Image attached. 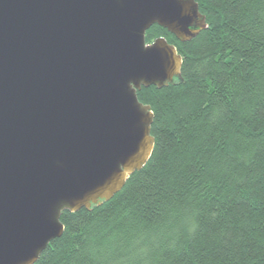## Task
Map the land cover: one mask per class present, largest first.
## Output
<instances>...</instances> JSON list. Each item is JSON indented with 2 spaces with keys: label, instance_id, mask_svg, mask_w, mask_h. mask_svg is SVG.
I'll return each mask as SVG.
<instances>
[{
  "label": "water",
  "instance_id": "water-1",
  "mask_svg": "<svg viewBox=\"0 0 264 264\" xmlns=\"http://www.w3.org/2000/svg\"><path fill=\"white\" fill-rule=\"evenodd\" d=\"M197 0H0V264H33L64 210L114 197L155 146L144 86L181 77Z\"/></svg>",
  "mask_w": 264,
  "mask_h": 264
},
{
  "label": "trees",
  "instance_id": "trees-1",
  "mask_svg": "<svg viewBox=\"0 0 264 264\" xmlns=\"http://www.w3.org/2000/svg\"><path fill=\"white\" fill-rule=\"evenodd\" d=\"M181 77L138 90L155 146L111 199L64 210L33 264H264V0H197Z\"/></svg>",
  "mask_w": 264,
  "mask_h": 264
},
{
  "label": "rangeland",
  "instance_id": "rangeland-1",
  "mask_svg": "<svg viewBox=\"0 0 264 264\" xmlns=\"http://www.w3.org/2000/svg\"><path fill=\"white\" fill-rule=\"evenodd\" d=\"M148 43V42H147ZM150 43H152V42H150Z\"/></svg>",
  "mask_w": 264,
  "mask_h": 264
}]
</instances>
